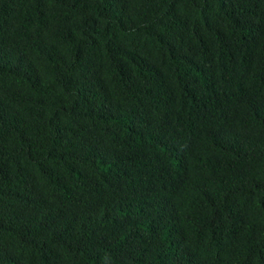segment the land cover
I'll return each mask as SVG.
<instances>
[{
	"label": "trees",
	"instance_id": "1",
	"mask_svg": "<svg viewBox=\"0 0 264 264\" xmlns=\"http://www.w3.org/2000/svg\"><path fill=\"white\" fill-rule=\"evenodd\" d=\"M0 264H264V0H0Z\"/></svg>",
	"mask_w": 264,
	"mask_h": 264
}]
</instances>
